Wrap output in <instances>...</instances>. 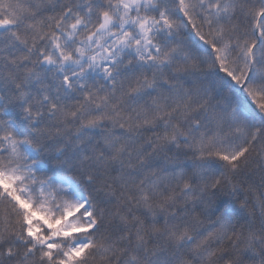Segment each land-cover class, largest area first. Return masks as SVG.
<instances>
[{"label": "snow or ice", "instance_id": "6c2138e0", "mask_svg": "<svg viewBox=\"0 0 264 264\" xmlns=\"http://www.w3.org/2000/svg\"><path fill=\"white\" fill-rule=\"evenodd\" d=\"M0 264H264V0H0Z\"/></svg>", "mask_w": 264, "mask_h": 264}]
</instances>
